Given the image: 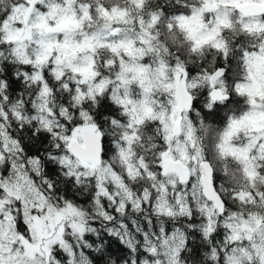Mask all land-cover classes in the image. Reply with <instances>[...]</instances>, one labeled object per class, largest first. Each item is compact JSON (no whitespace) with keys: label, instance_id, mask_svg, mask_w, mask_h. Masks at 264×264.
Wrapping results in <instances>:
<instances>
[{"label":"snow or ice","instance_id":"1","mask_svg":"<svg viewBox=\"0 0 264 264\" xmlns=\"http://www.w3.org/2000/svg\"><path fill=\"white\" fill-rule=\"evenodd\" d=\"M0 264H264V0H0Z\"/></svg>","mask_w":264,"mask_h":264}]
</instances>
